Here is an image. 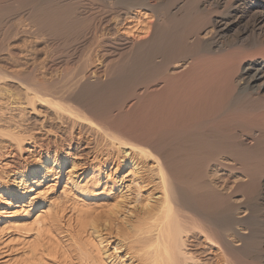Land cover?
<instances>
[{
  "label": "bare ground",
  "instance_id": "bare-ground-1",
  "mask_svg": "<svg viewBox=\"0 0 264 264\" xmlns=\"http://www.w3.org/2000/svg\"><path fill=\"white\" fill-rule=\"evenodd\" d=\"M134 15L143 26L127 37ZM52 125L69 135L61 148ZM1 126L38 127L47 153L2 193L34 202L57 168L85 197L68 243L56 212L4 219L32 234L21 264H199L198 246L214 264H264V0H0ZM102 151L133 170L97 213L88 160ZM139 163L156 182L146 203Z\"/></svg>",
  "mask_w": 264,
  "mask_h": 264
},
{
  "label": "rangeland",
  "instance_id": "rangeland-1",
  "mask_svg": "<svg viewBox=\"0 0 264 264\" xmlns=\"http://www.w3.org/2000/svg\"><path fill=\"white\" fill-rule=\"evenodd\" d=\"M141 21L142 20L134 15L124 23L122 33L127 37H134L138 31L136 26H143ZM52 126L53 127L51 128L54 129H51L53 136L49 137L53 138L54 142L56 141L54 144L57 145L55 146H60L61 148V144H64V142L60 139L61 134H64L65 137H69V135L64 132L62 127L57 125ZM7 128L6 126L0 127V184L4 182L10 184L11 190L15 192L18 189V184H20L21 179L24 176L19 174V172L24 170V174L27 176V170H32V165L36 167L38 158L47 154L45 147L42 146L41 148L39 145L43 142L40 141L39 138H45L46 136L44 132L39 130L38 127L37 129L40 131H38L39 133L37 132V129L30 133V129L22 131V129L17 130L15 127ZM15 134L17 137L19 136L22 139H24L25 136L27 137V139L25 138L27 143H24L23 146L25 149L23 151L15 145V141H12V138L10 137H15ZM31 135L34 136V140L37 138V142L36 140L34 142L35 144L32 143L33 139H31ZM29 137L31 141L29 140ZM50 154L53 156L55 154V150ZM61 155L62 152L56 154L57 157ZM105 155L106 151H102L101 155H99L97 159H94V155H91L88 160L90 163L93 162L95 171H100L98 172V175L96 174L99 182L98 185H96V187L95 184L91 185H94V188L98 189L96 194L99 197L90 196L87 199V204L95 207L97 213H104L121 201V188L124 186L126 179L132 176L131 173L133 170V166L130 163H122V159L117 161L116 157L111 159L105 157ZM137 169H140L142 172V178L144 181L143 185L145 186L143 189V193H145L143 195V199L146 203L148 201V197L154 199L157 194V190H155V177L150 173L149 165L146 163H139ZM44 175L46 179L37 187L38 189L36 188L37 194L29 195L31 198H35L34 202H30L29 199H26L23 203H17V200H12L9 196L0 191V264H21L26 257L25 254L27 250L29 249L27 241L32 239L31 233L27 234L24 230H22L23 232L17 231L18 229H15L16 225H14V227H11V225H8V228L6 227L7 225L4 223V219H6L8 215L11 216L10 214H12V216L14 215V217L11 216L13 223L17 222L19 225H25L31 223L36 216L46 215L48 212L58 213L60 219V228L58 232L59 237L62 241L64 240L63 242H69L71 233L76 230V209L79 208L80 204L82 205V199H85V197H81L74 189V184L69 182L70 176L68 174V169H51ZM83 179L84 176L81 177L80 181ZM103 234L106 239V243L104 245L106 246L108 253L120 261H124V259H126V262L128 263L129 256L126 255L124 249H121L116 253V245L118 243L115 236L116 233L114 231L112 233V231L104 230ZM196 250L197 253L195 256L199 264H214L213 254L210 250H206L201 246H198ZM50 262L52 261L50 260ZM131 262L132 264H139L136 260ZM74 263L79 264L77 260Z\"/></svg>",
  "mask_w": 264,
  "mask_h": 264
}]
</instances>
